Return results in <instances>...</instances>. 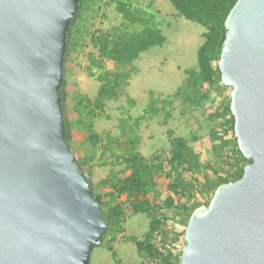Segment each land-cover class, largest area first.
Returning a JSON list of instances; mask_svg holds the SVG:
<instances>
[{
	"label": "water",
	"instance_id": "obj_1",
	"mask_svg": "<svg viewBox=\"0 0 264 264\" xmlns=\"http://www.w3.org/2000/svg\"><path fill=\"white\" fill-rule=\"evenodd\" d=\"M81 0H0V264H89L109 223L61 88ZM218 67L250 160L188 218L179 264H264V0H236Z\"/></svg>",
	"mask_w": 264,
	"mask_h": 264
},
{
	"label": "trees",
	"instance_id": "obj_2",
	"mask_svg": "<svg viewBox=\"0 0 264 264\" xmlns=\"http://www.w3.org/2000/svg\"><path fill=\"white\" fill-rule=\"evenodd\" d=\"M101 1L80 2L79 11L68 31L64 77L70 54L85 45L83 42L80 43L84 39L83 18H80V22L77 18L82 11L96 15L101 9ZM169 1L179 16L206 29L203 33L204 41L197 51V67L185 70L187 75L185 82L174 94L162 97L150 93V100L144 113L134 119L133 125L137 129L142 119L154 118L163 115V112L165 122L170 114L167 107L172 105L176 98L178 105L183 109L187 108L181 103L183 100L191 99L201 105L209 101V105L206 106L210 109L207 122L213 125L211 124L207 133L206 144L216 153L218 161H202L196 148L201 137L196 131L190 133V138L173 137L172 147L166 152L165 157L154 162L138 151V133L123 141L120 137L110 134L102 138L95 130L94 120L104 112L105 101L119 100L125 93L130 78L137 73L134 61L139 59L143 52L153 47H161L166 40L154 15L135 5L133 0H110L124 21L120 26H113L112 29L105 31L97 30L90 35L94 50L88 52L86 70L89 76L99 81V88L94 99L79 93L76 95L78 116L73 123L66 116L65 80L61 88L67 135L73 149L76 147L71 134L73 127H78L91 136V156L85 160L79 158L90 180L92 172L86 168L87 163L94 159L99 150L101 154L109 152L114 159L113 164H124L117 170L112 167L108 176L100 180L99 185L105 187L104 190L97 191V187L93 185L109 223L104 242L108 243L107 248L116 264H121V259L118 258L113 245L109 243L125 231L124 224L127 221L124 203L119 201L120 196H127L134 212H144L150 218L143 239L133 238L138 254L146 263L179 264L181 250L176 253L172 248L174 226L180 223L185 230L193 210L201 205H207L220 184L241 178L244 166L250 162L239 150L234 135L230 94H226L227 86L221 81L218 63L215 67L208 63L210 57L219 60L226 31L224 21L236 0ZM110 61L114 64L112 69L106 67V62ZM207 84L209 87L205 88ZM213 85H216L214 86L216 88ZM127 101L130 105L135 103L130 97ZM128 118L129 116H126L124 120ZM169 134H172L171 130ZM154 158L157 159L159 156ZM105 163L107 162H103V165ZM157 176L161 178L160 183L154 180ZM159 184L165 188L163 194L162 190L157 188ZM149 193L153 197L155 194L162 196L164 207L157 214L152 213L154 205L151 203L152 195ZM110 202L112 204L108 208Z\"/></svg>",
	"mask_w": 264,
	"mask_h": 264
},
{
	"label": "rangeland",
	"instance_id": "obj_3",
	"mask_svg": "<svg viewBox=\"0 0 264 264\" xmlns=\"http://www.w3.org/2000/svg\"><path fill=\"white\" fill-rule=\"evenodd\" d=\"M107 1L110 0L101 1V9L96 15L82 11L80 17L77 18L78 22H80V18H83L82 36L84 39L80 43L83 42L85 45L78 47L70 54L66 65L64 85L67 95L66 116L72 123L75 122L78 116L76 95L79 93L94 99L99 88V81L95 77L89 76L86 70L88 52L94 50L90 42L91 33L97 30H110L113 26H120L124 21L123 17L114 9L112 2L107 3ZM133 2L138 7L148 10L150 14L154 15L156 23L166 36V40L161 47H153L143 52L140 58L134 61L137 73L130 78L126 91L120 96L119 100L105 101L104 112L94 120L95 130L102 138L110 134L120 137L123 141L138 133V151L154 162H158L165 157L166 152L172 147L173 137L186 136L190 138V133L196 131L201 137L196 148L202 161H218L216 153L207 146V133L211 124L213 125V123L207 122L210 109L206 106L209 105V101L201 105L194 103L191 99L183 100L181 103L187 107L183 109L178 105L176 98L174 103L167 107L170 114L165 122L163 112V115L142 119L137 129L133 125L134 119L144 113L150 100V93L165 97L174 94L184 84L187 76L185 70L197 67V51L204 41L203 33L206 30L204 26L179 16L169 0H133ZM208 63L215 67L218 60L210 57ZM106 67L108 69L114 68L113 62H106ZM207 87H209V84L205 86V88ZM230 92L231 87L227 86L226 94H230ZM128 97L134 100V105L129 104ZM126 116H129V118L124 120ZM214 124H216V121ZM169 130L172 131V134H169ZM71 134L76 145L74 151L78 158L83 154L82 149L84 147L92 153L89 133L78 127H73ZM156 156H159V158L155 159ZM113 161L114 159L109 155V152L101 154L99 150L94 159L87 163L86 168L92 172V184L97 187V191L98 189L100 191L104 190L105 187H101L99 182L108 176L112 167L117 170L124 166L122 163L113 164ZM103 162L107 163L103 165ZM154 180L160 183L161 178L157 176ZM157 188L162 190L163 194L165 188L161 184ZM119 201L124 203L123 206L127 213V221L124 224L125 231L118 234L116 239L109 244L113 245L117 251L121 264H154L145 262L138 254L133 241V238L143 239L150 218L144 212H134L133 205L130 204L126 195L120 196ZM151 203L154 205L152 211L154 214L159 213L160 209L164 207L161 195L155 194L154 197L152 195ZM111 204V202L108 204V208ZM174 229L172 248L177 253L181 250L184 228L180 223H177ZM107 244L104 242L93 251L89 264H116L107 248Z\"/></svg>",
	"mask_w": 264,
	"mask_h": 264
},
{
	"label": "crops",
	"instance_id": "obj_4",
	"mask_svg": "<svg viewBox=\"0 0 264 264\" xmlns=\"http://www.w3.org/2000/svg\"><path fill=\"white\" fill-rule=\"evenodd\" d=\"M85 146V145H84ZM83 154L80 155L81 159H87L89 156H91V152L88 151V149L86 147H84L83 149ZM87 150V151H86Z\"/></svg>",
	"mask_w": 264,
	"mask_h": 264
}]
</instances>
